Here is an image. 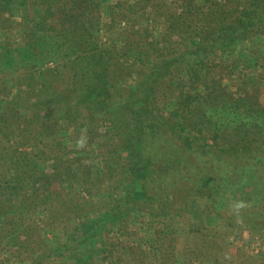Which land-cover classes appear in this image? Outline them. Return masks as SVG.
Masks as SVG:
<instances>
[{"label":"trees","instance_id":"obj_1","mask_svg":"<svg viewBox=\"0 0 264 264\" xmlns=\"http://www.w3.org/2000/svg\"><path fill=\"white\" fill-rule=\"evenodd\" d=\"M16 1L0 0V25ZM99 3L98 0H22L23 6L32 9L34 15L37 13L41 25L45 26L48 18L55 29L52 31L61 28L58 42L61 44L70 43L71 34H79L80 30L91 33L96 29V23L85 21L101 7ZM125 5L129 9L139 8L143 15L152 13L156 20L160 17L161 43L166 44L147 51L142 42L134 46L127 36L129 50H137L139 55L132 65L140 64L135 87L119 86V80L112 84L116 75L123 72V64L114 68L116 64L104 61L102 56L99 59L80 56L74 62L75 72L80 71L74 75V87L53 99L34 102L33 107H49L50 101H58L68 112L72 108L81 109L87 117L111 111L114 138H120L122 143L108 154L107 166L112 172L119 171L122 189L118 192L123 202L106 213L105 222L126 215L127 223H131L136 186L140 184L146 191L154 187L151 191L154 201L167 215L181 221L176 238L172 239L165 230L160 232L164 240L170 238L175 243L176 257L182 255L185 264H224L219 255L226 248L228 236L221 238L217 232L236 229L241 226L240 221L248 225L255 223L258 217L264 216V0H141L134 5L120 6L122 15ZM162 18L166 19L163 23ZM38 33L35 41L41 37ZM133 34L137 36L138 32ZM256 37L258 43L244 48L246 42ZM30 45L31 49L37 48L35 42ZM113 48L109 53L119 56L122 51ZM53 51H56L54 46ZM110 71L113 76L109 75ZM225 77L237 78L235 83L224 84ZM206 78L210 90L202 94L197 85L203 84ZM159 95L160 108L157 106ZM9 122L6 109L0 114V124ZM9 126L0 127V135L7 137ZM206 132H214V144L204 149L194 148L195 135ZM23 151L26 156L32 154L27 149ZM194 154L197 161L191 163L188 160ZM31 157L29 162L19 161L15 154L10 166L0 160V173L12 174L10 179L0 176V190L5 196L0 203V226H16V217L23 213L19 204L24 194L30 197L27 191L32 183L46 216L51 217L53 213L49 214L47 209L53 200L56 210L63 211L65 219L76 228L62 247L68 249L74 245L73 249L83 258L78 264H98L99 240L90 235V230L83 236L77 233L87 228L89 216L96 212L99 201L74 195L72 186V192H66L68 188H65L66 191L55 196L51 185L56 181L63 185L65 179L60 180L59 173L54 174L55 168L47 160ZM116 157L125 163L122 167L116 163ZM175 170L176 177L171 180ZM238 174L246 181L260 180L262 191L257 186L246 198L243 193L242 197L225 200L221 197L222 190ZM183 175L188 181L185 193L171 201L167 193L178 185ZM126 177L130 183L123 190ZM108 195L113 200L114 194ZM38 199L32 198V202ZM236 202L244 205L239 211L232 207ZM181 241L189 245L178 251ZM30 242L22 248L27 251L36 244ZM191 245L195 246L193 251ZM58 250L51 249L46 258H52ZM188 251L191 258H187ZM36 255L35 250L30 254ZM37 258L40 263L44 260L42 256Z\"/></svg>","mask_w":264,"mask_h":264},{"label":"rangeland","instance_id":"obj_2","mask_svg":"<svg viewBox=\"0 0 264 264\" xmlns=\"http://www.w3.org/2000/svg\"><path fill=\"white\" fill-rule=\"evenodd\" d=\"M98 1L101 7L95 13H90L85 21L96 23V29L91 33L83 29L79 34H71L70 43H58L61 28L57 32L52 31L55 29H52L48 18L45 20V26L41 25V22L37 21V13L34 15L32 9L23 6L22 0L16 1L14 8L6 14V19L0 25V114L8 109L10 122L1 123L0 127L4 129L6 125H10V129L6 131L9 133L6 138L0 135V160L7 166L15 154H18L19 161L33 159L31 155L39 160L43 158L51 168H55V173H52H59L60 180L65 179L63 185L59 181H56L55 185L52 183L51 189L55 196L68 188V193L73 191L76 196L99 201L98 209L89 216L87 228H81L77 233L83 236L90 230V235L99 240L98 264H185L182 255L176 257L178 253L173 249L175 243L170 238L164 240V234L160 233L165 230L172 239L176 238L181 221L174 215H167L154 201L151 192L154 187L146 191L140 184L136 186V202L132 209L131 223H127L126 215H121L116 221L105 222L106 213L112 212L116 204L123 202L118 192L122 189L119 171L112 172L107 166L108 154L122 143L120 138H114V127L110 124L111 111L87 117L81 109L72 108L68 112L57 103L58 101H50L49 107H33L34 102L45 98L53 99L59 93H65L74 87V75L80 72H75L74 62L80 56L86 59H99L102 56L104 61L109 60L110 64H116L113 65L114 68L123 64V72L116 75L112 84L119 80V86L133 88L140 76V64H135L136 67L132 65L139 55L137 50H129L127 36L134 46L142 42L147 51L166 46L161 43L163 25L160 23V17L156 20L154 14L143 15L139 8L129 9L126 5L122 15L120 9L124 4L134 5L141 0ZM165 20L162 18L161 22ZM110 23L113 24L108 25ZM38 31V36L41 37L35 41V33ZM135 32H138L137 36H134ZM44 34L47 36L43 37ZM257 39L258 37L250 39L244 48L258 43ZM34 42L37 48L31 49L30 44ZM53 46L56 51H53ZM113 47L122 51L119 52L120 57H116L113 52L109 53ZM212 69L215 67L212 66ZM112 71L110 76H113ZM235 78L237 77H225L224 84L235 83ZM197 89L202 94L207 93L210 90L208 78L203 84H198ZM157 106L160 108V95ZM154 115H157L156 111ZM82 136L86 137V144L80 148L77 141ZM215 139L214 132L196 134L192 146L208 148L214 144ZM26 149L32 153L30 156L23 154ZM195 156L190 155L188 161H197ZM116 161L120 167L125 164L117 157ZM179 169L185 170L184 167ZM0 176L12 178L10 172L2 171ZM240 176L241 174H238L230 186L224 187L221 197L230 200L235 196L242 197L240 195L244 193L246 198L254 187L262 185L260 180L246 181L245 177L239 178ZM174 177L176 170L171 173V180ZM184 177L185 175L181 177L178 185L167 193L171 201L185 193L188 181ZM129 183L130 179L126 177L123 190H127ZM31 184L28 185L27 191L30 197L26 198L24 194L19 204L23 213L16 217V226H0V264H78L83 258L78 256L79 251L73 249L74 245L68 249L62 247L69 234L76 229L74 224L70 223L68 218L65 219L63 211L56 210L53 200L47 205L49 214L53 213L51 217L46 216L41 200L35 193L36 186ZM190 185L192 186L191 183ZM157 187L160 190V184ZM110 193L114 194L113 200L109 199ZM4 197L1 189L0 203ZM32 198L38 201L33 203ZM86 220L84 219L85 222ZM238 223L241 226L236 229H220L217 232L221 238L228 236L226 248L224 252H220L219 259L224 264H264V216L258 217L255 223L249 225L244 221ZM208 239L211 240V236H208ZM27 241L36 244L26 251L22 246L26 248ZM81 242L83 244L84 237ZM188 245L181 241L177 250ZM54 248L60 250L54 253L52 258H46ZM194 248L195 246L191 245L190 250L193 251ZM34 250L37 255L32 257L30 254ZM191 251L187 252V258H191ZM38 256L44 258L42 263L39 262Z\"/></svg>","mask_w":264,"mask_h":264},{"label":"clouds","instance_id":"obj_3","mask_svg":"<svg viewBox=\"0 0 264 264\" xmlns=\"http://www.w3.org/2000/svg\"><path fill=\"white\" fill-rule=\"evenodd\" d=\"M85 144H86V137H83V136H82V137L77 141V146L80 147V148H83V147L85 146ZM232 207H233L235 210L239 211V209L243 208L244 205H243V203H241V202H236L235 204L232 205Z\"/></svg>","mask_w":264,"mask_h":264}]
</instances>
